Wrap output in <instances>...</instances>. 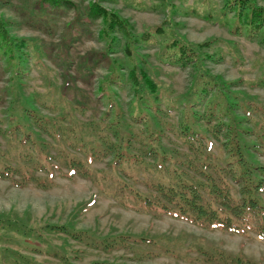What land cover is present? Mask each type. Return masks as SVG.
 Masks as SVG:
<instances>
[{"label": "rangeland", "instance_id": "1", "mask_svg": "<svg viewBox=\"0 0 264 264\" xmlns=\"http://www.w3.org/2000/svg\"><path fill=\"white\" fill-rule=\"evenodd\" d=\"M93 1L124 19L133 36L148 32V42L128 44L115 32L108 45V37L100 36V18L89 17ZM223 1L67 0L53 6L48 0H0V21L19 50L11 60L0 49V168L15 165L26 150L43 161L41 169L27 167L20 187L0 177V264H264V239L250 223H238V231L230 232L137 202L133 192L160 201L154 185L167 177L156 167L144 169L153 160L140 142L132 141L128 150L142 163L129 164L132 178L117 171V181L110 154H93L95 147L83 148L78 140L92 138L96 129L113 140L108 126L116 120L118 127L131 123L145 133L144 121L152 115L158 125L165 122L159 125L163 147L176 159L177 152L189 151L177 126L196 68L160 56L173 34L201 46L202 68L264 106V83H257L264 78V28L252 38L233 33L228 8L225 23L206 17L221 15ZM254 1L264 10V0ZM138 69L158 85L156 100L145 88L134 91L129 74ZM15 97L28 99L53 124L46 125L48 132L39 131L46 141L42 152L31 140L21 144L29 133L5 131ZM206 98H198L193 109L202 111ZM214 122L200 126L211 128ZM203 137L202 144L211 142L208 153L222 163L220 141L209 132ZM255 154L264 163V153ZM72 157L81 165L70 162ZM11 175L21 178L20 172ZM256 195L264 203V188Z\"/></svg>", "mask_w": 264, "mask_h": 264}, {"label": "trees", "instance_id": "2", "mask_svg": "<svg viewBox=\"0 0 264 264\" xmlns=\"http://www.w3.org/2000/svg\"><path fill=\"white\" fill-rule=\"evenodd\" d=\"M48 1L53 6L68 3L67 0ZM161 1L166 3L167 0ZM223 7L221 15L216 17L208 14L206 17H214L225 23L228 8L227 12L233 14V18L228 21V23L232 21L233 28L230 27V29L233 33L252 38L263 30L264 10L257 6L254 0H224ZM88 9L89 17L100 18L102 22L100 36L108 37V45H113L115 42L116 38L113 34L115 32L123 36L124 42L128 44L148 42L150 38L148 32H143L137 37L133 36L124 19L104 9L97 2L93 1ZM198 47L201 46L187 43L180 36L173 34L163 45L164 51H160V56H163V60L167 63H176L181 67L188 64L196 68L191 90H188L183 97L186 117H182L177 126V136L188 145L189 151L177 152L181 157L176 159L170 149L163 147L160 144L162 131L159 125L165 126V122L161 121L158 125L154 122L152 115L146 117L147 124L146 120L144 121V128L148 129L145 133L131 123L118 127L119 122L116 120L113 126H108L112 129L113 140L108 139L106 135L100 136L98 129L92 133V138L78 140L83 148L87 145V148L90 146V150L95 147L92 150L93 154L101 153V151L103 154L106 152L110 154L109 165L114 167V176L117 181L119 175L117 171L132 178L128 167L142 163L139 157L137 158L128 150L132 141L140 142L146 147L145 154L153 160V164H150L149 168L145 166L144 169L154 170L156 167L167 177L163 178L164 181L157 180L154 185L160 201H152L133 192L132 196H137V202L149 208L158 207L164 212L184 217L195 223L216 225L230 232L238 231L240 227L238 223L242 225L250 223L258 235L264 239V203L256 195L264 188V163L258 162L255 158V153H264V106L251 95L230 89V82L211 75L202 68L200 62L203 54ZM0 49L11 60H13L12 56L16 58V51H19L16 50V44L12 42L1 21ZM141 70L138 69L136 72L131 70L129 74L133 89L139 91L145 88L144 90L156 100L158 85L151 81L144 70ZM136 73L138 76L135 75ZM257 83L262 85L264 78L258 79ZM104 89L105 87L99 86V90L104 91ZM201 97L207 98L202 101L204 104L202 111L199 112L193 109V106L196 103L199 104ZM8 109L11 112L8 115V128L5 131L12 134H17L19 131L26 135L29 133L30 135L24 137L21 144L31 140V143L37 144L38 151L42 152L46 141L40 139L39 131L48 132L46 125L53 124L46 121L49 119L45 116L36 113L28 99L24 98L22 102H18L15 97ZM156 110L155 108L152 112L157 116ZM251 113L258 114V117L252 118ZM117 115L121 117V112L117 111ZM211 118L215 120L211 128H201V122L208 124ZM101 121L103 120L100 119L99 122ZM8 122L12 126H9ZM33 127H37L38 130L36 131ZM170 128L171 126L168 127ZM207 132L218 141H220V133L223 135V140L219 142L220 154L223 155L222 163L217 162L208 153L211 142L207 141L206 144L201 142ZM59 151L58 149L56 154ZM27 152L31 153L26 150L17 156L19 160L15 165L9 166L3 163L0 168V177H8L13 184L20 187L27 181L25 175L28 166L31 170L41 169L43 161L34 160ZM21 157L22 164H19ZM71 161L81 165L79 158L72 157ZM164 161L167 164H164ZM12 172H20L21 178H12ZM40 182L43 183V181ZM121 187H124V183Z\"/></svg>", "mask_w": 264, "mask_h": 264}]
</instances>
